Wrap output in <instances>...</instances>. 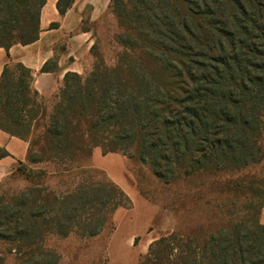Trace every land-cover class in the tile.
Returning <instances> with one entry per match:
<instances>
[{
  "label": "trees",
  "instance_id": "16d2710c",
  "mask_svg": "<svg viewBox=\"0 0 264 264\" xmlns=\"http://www.w3.org/2000/svg\"><path fill=\"white\" fill-rule=\"evenodd\" d=\"M45 2L0 0V48L38 40ZM110 10L122 49L114 65L98 59L86 75L68 72L49 99L23 64L2 71L0 129L28 142L27 163L56 169L21 161L13 174L29 186L0 192V264H57L49 238L95 237L132 208L113 181L83 177L95 148L132 156L164 183L264 160V0H112ZM53 174L79 181L57 193L43 181ZM138 264H264V224L202 241L161 237Z\"/></svg>",
  "mask_w": 264,
  "mask_h": 264
},
{
  "label": "rangeland",
  "instance_id": "374dc122",
  "mask_svg": "<svg viewBox=\"0 0 264 264\" xmlns=\"http://www.w3.org/2000/svg\"><path fill=\"white\" fill-rule=\"evenodd\" d=\"M69 3L70 0L63 1L64 5ZM88 27L93 30L94 44L89 67L82 75L88 74L98 59L114 65L116 56L122 51L115 42L120 29L111 10L90 26L85 22L83 28ZM261 145L264 153V132ZM119 154L122 160L117 154L104 155L101 161L97 158L96 164L101 168L89 162L83 177L113 181L136 201V208L132 200L133 212L122 220H115L113 216L95 237L81 238L71 234L49 238L48 247L60 255L57 264H138L150 244L161 237L180 234L202 241L212 233L242 223L250 225L259 220L264 224V160L240 170L198 172L164 183L149 166L132 156ZM114 157L120 158L114 160ZM24 163L35 172L45 169L50 174L56 169L52 164L31 165L26 160ZM16 168L0 181V192L12 194L29 186L27 181L13 174ZM74 176L53 174L43 181L50 190L59 193L74 188L79 181ZM12 261L6 258V264Z\"/></svg>",
  "mask_w": 264,
  "mask_h": 264
},
{
  "label": "crops",
  "instance_id": "0c3cea01",
  "mask_svg": "<svg viewBox=\"0 0 264 264\" xmlns=\"http://www.w3.org/2000/svg\"><path fill=\"white\" fill-rule=\"evenodd\" d=\"M59 1L46 0L43 5L40 13V34L37 41L28 45L15 44L8 50L0 48V76L8 62L21 63L32 70V86L46 99L56 94L68 72L78 74L86 72L91 61L94 37L93 30L89 27L83 28V25L87 22L90 26L98 21L110 11L112 2V0H70L64 13H60ZM48 62L54 64V70L42 72V67ZM28 145L27 141L11 136L0 129V147L9 153V156L0 160V181L9 175L19 162L26 160ZM111 154L120 155L109 153L105 156ZM102 156H104L102 150L95 148L92 162L99 168L101 167L96 164V160L98 158L101 161ZM118 158L120 157L112 159L117 160ZM120 159L122 160V156ZM102 169L114 177L109 170L103 167ZM132 200L135 209L137 204L134 199ZM131 212L133 208H119L114 214V219L122 220L123 216H129Z\"/></svg>",
  "mask_w": 264,
  "mask_h": 264
}]
</instances>
